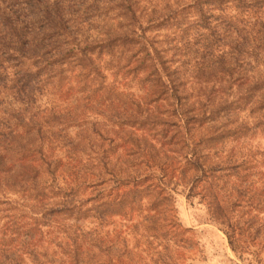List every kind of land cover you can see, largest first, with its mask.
I'll use <instances>...</instances> for the list:
<instances>
[{
  "label": "trees",
  "instance_id": "1",
  "mask_svg": "<svg viewBox=\"0 0 264 264\" xmlns=\"http://www.w3.org/2000/svg\"><path fill=\"white\" fill-rule=\"evenodd\" d=\"M108 72L140 76L144 107L118 109ZM99 103L106 135L72 130ZM171 175L264 264V0H0V264H94L98 233L143 200L149 233L178 231L157 210Z\"/></svg>",
  "mask_w": 264,
  "mask_h": 264
},
{
  "label": "rangeland",
  "instance_id": "2",
  "mask_svg": "<svg viewBox=\"0 0 264 264\" xmlns=\"http://www.w3.org/2000/svg\"><path fill=\"white\" fill-rule=\"evenodd\" d=\"M108 77L107 81L111 85L108 90H112L113 95L115 93L119 98V101L117 100L118 109L122 107L129 112H135L137 103L139 108L141 107L140 104H143L144 100L141 99V96L144 93L145 85L140 81V76L139 78L130 76L128 79L121 80L119 75L111 77L108 72ZM115 106L116 104L112 105V107ZM96 107L98 108H93V110H89L87 107L83 112H92L93 118L97 113H101L103 116L93 120L91 116L89 124L83 123L84 125H82V122H79V127L72 128V130L81 132L86 128L93 127L106 135L104 129L108 128L106 131H109L111 128V123L107 121V116L110 118L111 113L108 112L109 108H106V104L99 103ZM131 119L134 117L128 118L131 125L134 126V130L136 129L134 133L142 136L137 144L154 145L155 140L152 136L158 140V135L153 131H147L146 122L141 121L140 124L135 121L138 124H134ZM117 120L126 119L119 118ZM124 128L129 129L128 126H124ZM130 130L132 131V129ZM158 144L162 146L163 153L168 157L170 165H173L171 169L174 171L172 159L176 161L178 154L172 152V147L164 146L161 138ZM166 162L163 155L159 156L160 167H163ZM165 181L168 189H172L168 208L172 211L166 212L163 207L156 209L162 213L160 217H164L168 222L170 219L173 220L179 230L174 231L167 227V233H149L147 228L151 227L152 222L146 220L145 217H152L154 210H151L149 200L148 204L147 200H143L141 207L128 212L124 218L112 216L103 228L108 233H98V239L102 238L105 241L104 245L107 247V251L104 255L98 254L94 264H256L253 261L250 263L239 260L231 251L227 237L211 218L206 200L198 192H193L188 197V188L184 182L178 179L177 175H171V178L169 177ZM81 225L93 227L96 224L84 221ZM251 250H256V246L252 245ZM94 251L97 250L94 249ZM262 259L264 260V254Z\"/></svg>",
  "mask_w": 264,
  "mask_h": 264
}]
</instances>
